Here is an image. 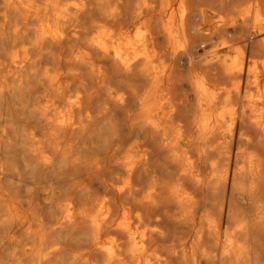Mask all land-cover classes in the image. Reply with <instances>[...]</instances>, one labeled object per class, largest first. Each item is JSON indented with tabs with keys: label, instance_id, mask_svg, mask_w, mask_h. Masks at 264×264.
I'll list each match as a JSON object with an SVG mask.
<instances>
[{
	"label": "bare ground",
	"instance_id": "6f19581e",
	"mask_svg": "<svg viewBox=\"0 0 264 264\" xmlns=\"http://www.w3.org/2000/svg\"><path fill=\"white\" fill-rule=\"evenodd\" d=\"M0 264H264V0H0Z\"/></svg>",
	"mask_w": 264,
	"mask_h": 264
}]
</instances>
